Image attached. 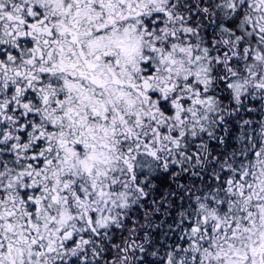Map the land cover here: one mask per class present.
Segmentation results:
<instances>
[{
	"label": "snow or ice",
	"instance_id": "obj_1",
	"mask_svg": "<svg viewBox=\"0 0 264 264\" xmlns=\"http://www.w3.org/2000/svg\"><path fill=\"white\" fill-rule=\"evenodd\" d=\"M0 264H264V0H0Z\"/></svg>",
	"mask_w": 264,
	"mask_h": 264
}]
</instances>
